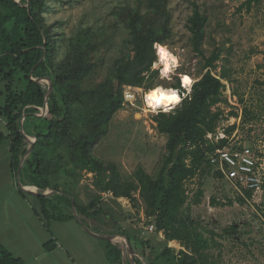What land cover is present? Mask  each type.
Returning <instances> with one entry per match:
<instances>
[{
	"label": "trees",
	"instance_id": "16d2710c",
	"mask_svg": "<svg viewBox=\"0 0 264 264\" xmlns=\"http://www.w3.org/2000/svg\"><path fill=\"white\" fill-rule=\"evenodd\" d=\"M47 1L0 0V121L5 125L0 148L9 143L10 170L15 178L25 157L19 180L30 192L20 187L18 191L48 229L53 221H76L74 201L90 231L127 238L134 248L135 264H217L212 251L215 233L191 215V206L202 203L204 179L209 175L224 179L211 164V156L228 144L236 129V124L227 127L228 138L218 142L207 138L217 133L225 118L217 106L227 103L222 80H230L225 70L220 76L213 73L223 50L217 46L207 56L203 48L208 17L192 4L188 30L192 49L203 60L201 78L177 108L159 112L152 119L156 131L167 137L159 170L152 175L139 166L128 177L118 164L95 156L94 149L109 134L116 114L124 109L125 88H144L146 92L155 88L151 82L159 77V71L153 68L158 62L154 46L164 45L172 37L169 0H135V5L114 11L129 38L106 78L92 86L87 80L97 67L95 55L103 41L92 28H83L71 37L65 57L58 60V33L44 15ZM260 1L247 0L245 6L251 9ZM48 79L53 83L49 96ZM171 88L186 93L180 79ZM230 116L238 117L239 113ZM256 118L250 108L243 107V123ZM88 174L92 175L90 183L83 184ZM195 178L198 186L190 199L186 184ZM252 197L253 191H245L239 200L245 203ZM121 198L128 199L135 210L144 208V225L154 226L152 233H162L166 246L153 260L144 261L146 247H152L154 241L122 227ZM212 204L225 205L216 199ZM170 242H178L184 249L169 247ZM104 243L110 261L132 264L126 256L129 245L124 238L121 244ZM54 245L50 241L45 249L49 251ZM0 264L23 261L0 245Z\"/></svg>",
	"mask_w": 264,
	"mask_h": 264
},
{
	"label": "rangeland",
	"instance_id": "374dc122",
	"mask_svg": "<svg viewBox=\"0 0 264 264\" xmlns=\"http://www.w3.org/2000/svg\"><path fill=\"white\" fill-rule=\"evenodd\" d=\"M246 2L169 0L172 37L161 46L170 52L175 63L170 62L171 70L165 73L156 48L158 62L153 68L159 71V77L151 83L155 88L161 86L172 89L178 79L183 83V76H189L193 83L201 78L203 60L193 51L188 30L189 18L193 14L192 4L196 3L208 17L203 45L206 55L210 56L217 46L223 50L213 73L220 76L225 70L230 79L222 80L226 84L223 96L227 103L217 106L225 113L219 130L222 131L235 121L239 122L241 118L240 140L232 143H249L256 149L264 165V0L254 2L251 9L245 6ZM133 5L135 0H48L44 15L47 23L53 25L58 33V60L65 57L71 37L79 30L90 27L99 34L103 45L95 55L97 67L87 84L92 86L102 82L113 61L125 50V40L129 38L128 30L117 19L114 11ZM189 90L187 87L186 93ZM135 93L136 100L133 104L126 102L124 109L116 114L109 134L95 147L94 155L106 162L118 164L122 173L128 177L139 166H143L149 174L156 175L165 154L167 137L155 129L152 119L158 111L149 107L145 101V89L140 88ZM245 106L257 117L247 124L242 120V109ZM232 112L239 113L241 117L230 116ZM1 132H5V125L0 121ZM10 160V146L6 141L0 148V192L3 196L8 193L11 197L13 194L10 191H17L19 184L18 176L15 178L11 173ZM91 176L86 175L83 184H89ZM186 186L190 199H193L198 178L188 181ZM203 190L202 203L191 206V215L208 231L215 233L216 245L212 251L217 264H264V187L245 203L239 200L242 195L226 179L209 175L204 179ZM213 199L225 205H213ZM120 203L123 211L120 218L122 227L131 233L141 232L144 239L154 241L152 247H146L144 261L153 260L166 246L164 237L145 230L150 226L144 225V208L140 206L135 210L132 203L124 198L120 199ZM19 213L23 214L21 210ZM115 242L121 244L122 237H118ZM126 256L130 258L129 251Z\"/></svg>",
	"mask_w": 264,
	"mask_h": 264
},
{
	"label": "crops",
	"instance_id": "0c3cea01",
	"mask_svg": "<svg viewBox=\"0 0 264 264\" xmlns=\"http://www.w3.org/2000/svg\"><path fill=\"white\" fill-rule=\"evenodd\" d=\"M10 192L11 197L0 192V245L22 259L23 264H117L108 258L106 240L89 234L77 219L53 221L48 229L18 190ZM50 241L55 245L48 251L45 244Z\"/></svg>",
	"mask_w": 264,
	"mask_h": 264
},
{
	"label": "built area",
	"instance_id": "2783aa9c",
	"mask_svg": "<svg viewBox=\"0 0 264 264\" xmlns=\"http://www.w3.org/2000/svg\"><path fill=\"white\" fill-rule=\"evenodd\" d=\"M161 47V45H160ZM159 55V50H158ZM183 82V80H182ZM225 84V83H224ZM185 89L184 83L181 84ZM226 85V84H225ZM192 88V86H191ZM191 88L187 93L181 94L180 91L176 92L182 97V99L191 93ZM135 90H140V88H134L131 86L126 87L124 91L125 103H131L136 100ZM148 92H146L145 96ZM146 101V99H145ZM176 108V107H175ZM174 108V109H175ZM159 112H169L165 109H154ZM241 117V116H239ZM241 120V118H240ZM239 120V122H240ZM232 125L236 124V129L229 138V142L224 147H219L211 156V164L214 165L218 171L222 174L224 179L230 182L234 188L245 197V191H253L258 193L264 187V165L261 163V159L256 154V149L249 143L233 144V141L240 140L239 131L240 123L235 121ZM230 125V126H232ZM229 127V126H228ZM227 128V127H226ZM224 128L222 131L218 129L217 133L208 134L207 138L212 141H220L222 139L228 138ZM110 194H108L109 196ZM147 232H154V226H150L145 229ZM161 236L163 237L162 233ZM174 245H177L174 246ZM169 247L176 248L177 250L184 249L180 244H175L174 242L169 243Z\"/></svg>",
	"mask_w": 264,
	"mask_h": 264
},
{
	"label": "clouds",
	"instance_id": "9594fccd",
	"mask_svg": "<svg viewBox=\"0 0 264 264\" xmlns=\"http://www.w3.org/2000/svg\"><path fill=\"white\" fill-rule=\"evenodd\" d=\"M154 47L158 48L159 50V56L161 63L164 64V72L169 71V61H171L173 64L175 61L173 58L166 52V50L159 45H155ZM185 83H188V80L185 79ZM146 100L148 102V106L155 109V106L162 105V104H168L173 102H178L177 93L175 91H171L169 93H165L161 91L159 88L155 91L150 92L146 96Z\"/></svg>",
	"mask_w": 264,
	"mask_h": 264
},
{
	"label": "water",
	"instance_id": "95a60500",
	"mask_svg": "<svg viewBox=\"0 0 264 264\" xmlns=\"http://www.w3.org/2000/svg\"><path fill=\"white\" fill-rule=\"evenodd\" d=\"M48 81H49V83H50V88H49V92H48V96H49V95L52 93V91H53V83H52V81L49 80V79H48ZM21 131H22V133H24L23 128L21 129ZM25 138H26L27 140L30 141V139H29L28 136L25 135ZM32 144H33V143H32ZM31 150H32V148L28 151V153H29ZM28 153H27V154H28ZM24 159H25V157H24V158L22 159V161H21L20 168H19V172H18V184H19V187H20L21 189H23L24 191H26V192H30V190H29L28 188H23V187L20 185V180H19V175H20V172H21V168H22V164H23V162H24ZM53 193H54V192H53ZM53 193L43 194V196H48V195H51V194H53ZM33 194H34V195H38V193H35V192H34ZM73 213H74L76 219L78 220V222L83 226V228H84L89 234L93 235L94 237H96V238H98V239H102V240H107V241H112V240H114V239L117 237V235L100 236V235L93 234V233H92V232H91V231H90V230L84 225V223L82 222L81 218L79 217V215H78V213H77V211H76V207H75V203H74V201H73ZM118 236L124 238V239L127 241L128 245H129V253H130V260H131V263H132V264H135V259H134V248H133L132 244L127 240V238L123 237L122 235H118Z\"/></svg>",
	"mask_w": 264,
	"mask_h": 264
},
{
	"label": "bare ground",
	"instance_id": "6f19581e",
	"mask_svg": "<svg viewBox=\"0 0 264 264\" xmlns=\"http://www.w3.org/2000/svg\"><path fill=\"white\" fill-rule=\"evenodd\" d=\"M162 48H164L165 50H166V52L173 58V60H175L174 59V57L170 54V52L165 48V47H163V46H161ZM170 62L171 61H169V65H168V67H169V71L168 72H165V73H169L170 72V70H171V64H170ZM163 65V64H162ZM187 78V80H188V83H185V79ZM183 83H184V86L185 87H188V88H191V86H192V84H193V80L189 77V76H183ZM160 89L161 91H163V92H165V93H169V92H171V91H175L176 92V90L175 89H166V88H164V87H161V86H159V87H157V88H155V89H153V90H151L150 92H152V91H155L156 89ZM149 92V93H150ZM149 93H147V95L149 94ZM177 93V92H176ZM146 95V96H147ZM177 97H178V102H173V103H168V104H162V105H157V106H155V108L156 109H159V108H161V109H165L166 111H168V110H171V109H173L174 107H176L177 105H179L180 103H181V101H182V98H181V96L177 93ZM145 99H146V97H145ZM146 102H147V100H146ZM147 104H148V102H147ZM29 189V188H28Z\"/></svg>",
	"mask_w": 264,
	"mask_h": 264
},
{
	"label": "snow or ice",
	"instance_id": "6c2138e0",
	"mask_svg": "<svg viewBox=\"0 0 264 264\" xmlns=\"http://www.w3.org/2000/svg\"><path fill=\"white\" fill-rule=\"evenodd\" d=\"M187 79V78H186Z\"/></svg>",
	"mask_w": 264,
	"mask_h": 264
}]
</instances>
